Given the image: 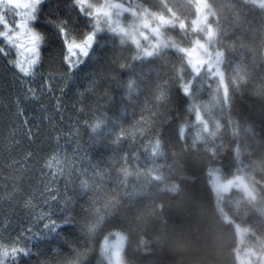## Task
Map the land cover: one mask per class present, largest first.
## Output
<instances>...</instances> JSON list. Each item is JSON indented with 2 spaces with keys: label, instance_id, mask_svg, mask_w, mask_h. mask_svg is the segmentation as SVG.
I'll return each instance as SVG.
<instances>
[{
  "label": "trees",
  "instance_id": "1",
  "mask_svg": "<svg viewBox=\"0 0 264 264\" xmlns=\"http://www.w3.org/2000/svg\"><path fill=\"white\" fill-rule=\"evenodd\" d=\"M132 1L167 11L165 0ZM204 1L213 11L207 23L215 33L213 49L222 54L220 71L224 73V82L218 84L220 105L212 115L205 111L206 101L213 98L212 88L195 81V73L175 48L134 58L135 46L122 43V38L109 30H95L92 18L81 11L76 0H44L36 13L34 27L44 37L38 66L42 76L63 64L66 46L62 27L78 40L95 31V39L88 54L69 71L62 96L57 87L54 95H43L40 102L23 99L35 142L17 136L20 147L11 158L21 159L20 154L26 152L35 153V157L27 172L11 173L6 170L10 161L0 144V175H15L17 186L25 190L41 186L40 169L53 155L51 145L59 135L51 131L48 119L55 114L57 97L72 113L73 123L77 115L81 121L80 139L87 153L83 168L90 174L111 168L123 154L140 149L137 121L149 105V139L159 141L160 152L155 158L143 151L140 155L142 173L151 180V188L130 196L117 185L113 173L102 197L109 218L105 242L122 238L123 264H240L241 253L250 254L253 264H264V4L260 0ZM166 4L189 21L186 32L167 28L169 40L187 46L197 37L204 39L191 30L198 12L191 0H166ZM181 67L182 76L178 73ZM182 78L191 82V95L183 91ZM162 90L167 93L163 105L154 99ZM23 94L19 75L7 58L0 56V135L8 113L14 111L15 97ZM192 99L200 104L207 122L218 123L202 141H197V123L189 110ZM80 107L85 111L78 112ZM96 116L103 123L93 132L83 121L94 123ZM143 116L150 117V113L145 111ZM56 120H60L58 116ZM179 127L184 128L182 135ZM122 128L134 138L117 141ZM240 174L254 188L256 199L237 186L219 197L214 188L216 177L229 181ZM197 185L207 190L206 198L195 191ZM66 194L68 202L54 214L56 223L45 227L44 222L27 216L18 202L4 200L6 193L0 189V222L10 220L13 235L27 224L33 227L27 241L30 251L18 264H43L55 258L73 264L75 248L84 254L80 264L85 259L86 264H109L108 253L107 258L101 256L97 244L101 231L89 233L81 227L94 195L92 189L76 182Z\"/></svg>",
  "mask_w": 264,
  "mask_h": 264
},
{
  "label": "snow or ice",
  "instance_id": "2",
  "mask_svg": "<svg viewBox=\"0 0 264 264\" xmlns=\"http://www.w3.org/2000/svg\"><path fill=\"white\" fill-rule=\"evenodd\" d=\"M41 3V0H0V56L7 58L9 65L15 70L20 77V82L24 85L23 96L18 95L14 99V111H10L7 116V121L4 122V134L0 135V144L3 145L6 160V170L14 173L27 172L29 161L33 160L35 153H21V159H12L13 151L20 147V141L17 136H26L28 141L35 142L32 133V128L29 127V119L25 115L23 99L30 98L40 100V97L47 92L53 94L55 89L59 87L61 96L62 84L68 79L69 71L80 62L81 56H86L94 42L95 31L89 33L84 39L78 40L69 35L66 28H61L66 46V52L62 56L63 64L55 71L48 72L47 76L41 81L39 93L37 88L32 86L35 78L40 75L38 66L42 61L41 46L44 37L32 27V22L36 18V10ZM81 11L86 12L92 17L96 29L107 26L113 32L120 33L122 43L130 42L138 50L134 58L151 57L156 55L161 45L164 47L175 48L179 51L188 67L193 73H204L208 70V64L205 58V45L199 39H193L187 46L178 44L175 40H169L165 36V30L169 27H178L182 32H186L189 27V21L181 18L176 10L165 6L167 11H155L142 4L133 6L127 0H76ZM124 13H130L134 18L131 23L125 24L121 17ZM201 13L198 8L197 17L192 20V31H200ZM124 66V65H122ZM184 68L181 67L178 73L181 74ZM210 77L213 73H209ZM215 75H219L216 73ZM181 86L187 95H191V82L182 78ZM157 102L163 105L167 99L165 90L159 92L154 98ZM44 109L42 108V111ZM190 112L194 114V121L198 124L202 123V111L199 103L192 99ZM85 111L84 107H80L78 112ZM149 112L150 117H144L143 112ZM64 106L61 98H56L55 114L48 117L50 129L52 132H59L60 135L54 137V143L51 145L53 155L50 159H46L45 164L40 169L41 186L29 187L27 190L18 187V177L15 175L3 176L0 175V189L6 193L3 197L8 203L18 202L27 216L36 221L44 222L45 227L53 226L56 221L54 214L59 209L61 204L68 202L66 194L69 185L79 182L84 188H91L94 195L88 207L86 216L81 222L82 230H87L89 233L97 230L101 231V236L97 240L101 256L107 258L105 248V239L108 237L105 232V226L109 223L106 206H102V197L104 190L108 186V181L111 180L115 173L117 181L126 179L133 170L129 161H135V170L139 172L142 162L140 152H147L154 158L159 155L160 144L158 140L149 139L150 126L152 124L151 107L146 106L141 112V118L137 121L139 131L135 133L140 137V149L132 153L123 154L119 160L114 161L111 168L97 170L94 173H89L81 167L82 162L86 159L87 153L79 140V127L81 123L78 115L73 127L74 132L67 135L75 138L77 150L73 151L72 156H69L60 143L64 138L63 129L59 127L64 120ZM56 115L60 116V120H56ZM95 122L89 123L84 120L83 124L87 125L93 132L100 128L103 120L100 116L94 117ZM184 132L183 127H179V135ZM128 135L127 129L122 128L117 135V141L122 139H133ZM39 163V159H36ZM55 167V171L52 169ZM47 168L49 171L45 172ZM195 191L207 197V190L199 185L195 187ZM10 220L0 222V264H18L22 256H25L30 251L27 247V241L33 234L31 224L25 225L23 231L17 235H13L10 231ZM114 235V233H113ZM55 243V241H53ZM83 253L74 249L73 264H80V259ZM86 259L83 264H86ZM43 264H67L66 258H55L45 260Z\"/></svg>",
  "mask_w": 264,
  "mask_h": 264
},
{
  "label": "rangeland",
  "instance_id": "3",
  "mask_svg": "<svg viewBox=\"0 0 264 264\" xmlns=\"http://www.w3.org/2000/svg\"><path fill=\"white\" fill-rule=\"evenodd\" d=\"M43 1L44 0H41V3L39 4V6L42 4ZM191 1L197 6V11L199 8V11L201 13V25H200V31H198V32L204 36V39H200L198 37L196 39H199L200 41H202L204 43V45L206 46L205 47V58H206V62L208 64V66H209L208 70L205 71L204 73H199V74L195 73V76H196L195 81L200 82L202 86L207 84L208 86H210L212 88L213 98L209 101H206V103H205L206 114L212 115L213 109L216 106L220 105V94H221L222 90L220 89V86L218 84L220 82H224V73L222 71H220L221 70L220 65H221V60H222V54L220 52H218L217 50L213 49L215 33H214L213 29L207 23L208 18L213 15V11L209 9L208 5L205 3L204 0H191ZM260 1L264 4V0H260ZM127 2L132 4L133 6L138 4L132 0H127ZM37 10H38V8H37ZM37 10H36V13H37ZM133 19L134 18L131 16L130 13H124L123 16L121 17L122 22L125 24L131 23ZM35 21L36 20H34L32 22V27L34 29H35V27H34ZM92 22H93L94 29L97 30L93 18H92ZM105 29L111 31L112 33H115L116 35H118L122 38L120 33L113 32L107 26L101 27L99 30L103 31ZM165 48L166 47L161 45V47L159 48L158 51L165 49ZM217 66H219L218 69H217ZM210 72L214 74L211 77L209 75ZM216 73H220V76L215 75ZM46 76L47 75L37 76L35 78V80L33 81L32 86L34 88H37L38 93H39L40 83ZM220 77L222 78V80L220 79L221 81L219 80ZM47 95H48V93L45 92L44 96H47ZM44 96L42 95L40 97V100ZM55 105H56V103H54V109H55ZM71 114L72 113H69L67 108L64 106V112H63L64 120H63V123H60V128H62L63 132H64V138L61 139L60 143L62 144L63 149L65 151H67L69 156H72L73 151L77 150L75 138L67 135L68 133L74 132L76 130V128L73 127L74 123H73V119H72ZM56 116H58V118L60 119L59 115H56ZM201 119H202V123H200V124L197 123V128H196L197 141H202L207 136L211 135L215 126L218 125L217 121H215L213 124H210L209 122H207V120L205 118H203V115H202ZM59 135H60V133H59ZM80 138H81V135H79V140L81 143ZM83 163H84V161L82 162L81 167H83ZM134 163H135V161H132V160L129 161L130 166L133 164L132 165L133 170L130 172V174L127 176L126 179H120L119 182H117V185H119V187H123V191L126 192L130 196H136V195L140 194L141 191L148 190L149 188H151V180H149L147 178V176L143 175L142 169H141L142 166L140 167L139 172H137L135 170ZM52 170L55 171V167ZM48 171L49 170L46 168V172H48ZM240 176L243 177V180L249 185V187L253 190V192L256 195V192H255L254 188L252 187V185L250 184V182L246 179V177H244L243 174H240V175H237V177L234 180H229V181H224L222 179V177L217 176L215 179V182H214V188H215L218 196L220 197V195L223 192L229 191L234 186L239 187L238 177H240ZM105 248H106V251L108 253L109 264H123V261H122L123 241H122V238L117 236L112 240L106 241L105 242ZM239 261H240V264H253L250 254H247V253H241L239 255ZM263 262H264V257H263Z\"/></svg>",
  "mask_w": 264,
  "mask_h": 264
},
{
  "label": "water",
  "instance_id": "4",
  "mask_svg": "<svg viewBox=\"0 0 264 264\" xmlns=\"http://www.w3.org/2000/svg\"><path fill=\"white\" fill-rule=\"evenodd\" d=\"M220 76V73H218ZM220 79L222 80V78L220 77ZM238 184L239 187L249 196L251 197L253 200L256 199V195L253 192V190L249 187V185L243 180V177H238Z\"/></svg>",
  "mask_w": 264,
  "mask_h": 264
},
{
  "label": "flooded vegetation",
  "instance_id": "5",
  "mask_svg": "<svg viewBox=\"0 0 264 264\" xmlns=\"http://www.w3.org/2000/svg\"><path fill=\"white\" fill-rule=\"evenodd\" d=\"M42 3H43V2H42ZM40 6H41V5H40ZM40 6H39V7H40ZM39 7H38V9H39ZM37 11H38V10H37Z\"/></svg>",
  "mask_w": 264,
  "mask_h": 264
}]
</instances>
